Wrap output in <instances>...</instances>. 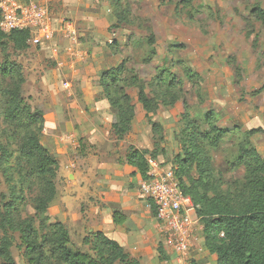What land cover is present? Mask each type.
I'll use <instances>...</instances> for the list:
<instances>
[{"label":"rangeland","instance_id":"rangeland-1","mask_svg":"<svg viewBox=\"0 0 264 264\" xmlns=\"http://www.w3.org/2000/svg\"><path fill=\"white\" fill-rule=\"evenodd\" d=\"M49 1L44 5L50 15L75 28L76 36L69 39L70 46L76 49L79 43L86 46L90 43L87 48L96 53L90 54L91 49L76 61L85 59L81 61L84 66L91 61L97 70L91 73V69L77 65L68 69L58 67L48 59V50L32 46L20 52L10 46L7 51L22 67L24 98L44 112L41 144L59 164L56 195L46 214L48 222L65 225L72 246L86 251L82 239L97 232L100 226L94 224H103L105 214L121 204L133 212L130 215L133 225L143 226L140 238L138 235L135 238L140 250L145 252L146 264H170L165 263L168 259H159V246L168 255L140 182L134 179L115 182L111 178L124 174L112 168L126 165L129 147L139 151L154 149L150 125L154 123L161 127L162 153L157 157L158 163L164 170L171 167L176 170V163L183 158L180 139L185 121H194L203 132H209L206 120L210 115L219 129L233 133H228L216 149L204 145L201 158L209 164L214 192L222 195L231 192V185L243 177V169L229 168L241 135L252 129H264V23L257 21L252 13L255 6L264 11V0H190L188 8L179 4L184 0H121L123 6H129L132 23H125L119 29L113 28L116 19L110 2L84 0V5L89 6L86 10L96 19L92 26L95 37L101 39L98 43L91 37V25H87L88 33L83 31L80 35L73 20L59 17L56 12L61 1ZM101 13L103 17H98ZM150 34L154 36L156 54L149 59ZM94 60L98 62L96 65ZM122 62L125 76L131 73L137 76L157 108L147 114L137 102L136 89H128L126 93L135 106V117L130 133L118 141L111 133L114 111L101 96L98 78L103 71L116 68ZM164 66L171 69L182 90L165 97L169 102L178 98L171 105H163L161 91L156 88L155 79ZM183 66L191 68L200 81H188L182 75ZM82 74L89 76L88 82H82ZM6 83L1 81L0 87L5 88ZM67 83L69 87L65 88ZM250 141L264 159V134L253 136ZM190 175L196 177L195 170ZM12 179L15 182L18 178ZM9 192V180L0 170V203L2 195L9 198ZM38 194L36 184L24 191L19 211L22 219H34L32 201ZM199 224L203 227L200 220ZM151 233H158L153 260L147 238ZM12 235L15 243L11 253L15 264H27L19 247V234ZM202 238L201 232L194 259L198 264H215L203 250Z\"/></svg>","mask_w":264,"mask_h":264},{"label":"trees","instance_id":"trees-1","mask_svg":"<svg viewBox=\"0 0 264 264\" xmlns=\"http://www.w3.org/2000/svg\"><path fill=\"white\" fill-rule=\"evenodd\" d=\"M105 1L110 2L114 10L116 24L113 28L119 29L125 23H132L129 6H123L121 0ZM179 4L188 8L191 1L184 0ZM252 13L257 21L264 23V11L259 6H255ZM28 39L27 31L8 35L0 32V82L7 81L5 88L0 87V170L9 180L10 191L9 198L2 195L0 203V264H15L11 253L15 243L12 234L15 233L19 234V247L27 264H140L138 258L102 232L84 237L82 245L87 250L81 251L72 246L65 225L48 222L46 214L56 195L55 179L59 164L41 144L44 112L32 107L24 98L22 67L7 52L10 46L17 52L27 49ZM147 45L150 59L156 54L152 34L147 39ZM181 69L188 81H200L191 68L183 66ZM170 70L164 66L155 79L163 105H171L178 99L175 97L169 102L166 96L182 92L180 82ZM125 71V63L122 62L116 68L103 71L98 78L101 96L114 111L111 133L118 141L130 133L135 117V106L126 93L128 89H136L137 102L147 114L157 108L153 99L148 98L144 83L132 73L125 76ZM206 123L209 132H203L194 121H185L180 139L183 158L174 169L182 194L192 200L203 225L204 249L215 256V264H264V159L250 141L253 136L264 134V129H252L241 135L235 159L229 162V168L232 171L243 169V177L231 185V192L222 195L214 192L209 180V164L201 158L205 153L202 147L218 148L231 131L219 129L210 115ZM150 125L155 139L154 149L139 151L129 147L125 159L132 170V177L139 175L142 181L149 178L147 160H157L162 153L161 127L154 123ZM193 170L196 177L190 175ZM14 177L18 179L12 182ZM35 184L39 194L32 201L34 219H22L19 211L24 191ZM146 201L155 216L152 201ZM111 220L115 226H121L127 218L115 211ZM157 253L160 260L168 259L161 246ZM191 264L198 263L193 260Z\"/></svg>","mask_w":264,"mask_h":264},{"label":"built area","instance_id":"built-area-1","mask_svg":"<svg viewBox=\"0 0 264 264\" xmlns=\"http://www.w3.org/2000/svg\"><path fill=\"white\" fill-rule=\"evenodd\" d=\"M27 31L28 45L48 50V59L61 67L59 58L66 53L63 39H75L73 24L52 17L46 6L36 0H3L0 3V32ZM68 83L65 88H68ZM158 160L148 159L149 178L140 180V189L152 201L156 222L168 255L165 263L191 264L198 251L196 242L203 231L192 200L182 194L174 168L161 167ZM204 243V239H200Z\"/></svg>","mask_w":264,"mask_h":264},{"label":"crops","instance_id":"crops-1","mask_svg":"<svg viewBox=\"0 0 264 264\" xmlns=\"http://www.w3.org/2000/svg\"><path fill=\"white\" fill-rule=\"evenodd\" d=\"M38 1V3L44 5L45 3H49V0H36ZM49 1V2H48ZM61 1V3L59 4V9L56 10V12H58L59 17H63V18H67L70 20L74 21V24H76L78 26L79 29V34L83 35V31L85 32H89L90 27L88 28L87 25H94L96 24V19L93 18L92 13H89L86 9L89 7L87 5H84L85 2L84 0H58ZM42 2V3H41ZM103 2H105V0H103ZM107 4V3H106ZM45 6V5H44ZM98 17H103V14H98ZM113 20V18H112ZM95 27L92 26L93 32L91 34V37H94L93 42H99L101 41V39H98L95 37ZM82 32V34H81ZM64 41H60V45L62 48L67 49L66 53L62 54L61 57L59 58V61L61 62V66H63V68L68 69L70 66H75L77 65V67H86L87 69H91V73H95V71L97 69L93 68V65L91 64V61H88V57H87V61L88 63L90 62V64L88 66H84L83 64H81V61H76L77 59H79V55L82 56L84 53L85 55L89 52V50H91L92 48H87V46L91 45L90 43L87 44L86 43H79L76 47V49L72 48L73 46H70L71 44L69 43L70 41L67 39H63ZM67 40V41H66ZM68 47V48H67ZM70 47V48H69ZM94 48V47H93ZM74 49V50H73ZM83 49V51L81 52V50ZM86 49V51L84 50ZM75 52V53H74ZM81 54H80V53ZM90 54H95L94 50L92 49V52ZM73 56V57H71ZM85 60V59H84ZM83 60V61H84ZM95 61V60H94ZM96 63H98L97 61H95V65ZM88 77L87 74H82L81 75V79L82 82H88ZM113 166V165H112ZM113 171L118 170V172H121L125 175L126 178H122V175H119L118 178H111L113 179V181L115 182H123V181H127V182H132V180L134 179L135 181H137V183L140 182V177L139 175H135L133 178L131 175L132 170L125 164L123 165H115L112 168ZM142 207V206H141ZM129 210V209H128ZM120 212L123 215L126 216L127 221L121 225V226H115L112 223L111 220V215L113 212ZM132 211H127L121 204H117L116 208L113 209L112 211H108L107 214H105L106 219L105 222L103 224L101 223H93L94 225H96L97 227L100 226V229H97V232H102L107 238L116 241L120 246H122L125 250H127L133 257L138 258L140 264H146L147 261L146 259V255L145 252H143L142 248L140 250V246H138L139 242L137 240L136 235L139 236V231L143 229V226H139V228H136L131 219H130V215H132ZM137 217V216H136ZM134 233V236H133ZM135 238V240H134ZM149 241L151 242V249L152 250L150 254L151 259L153 260L154 255L156 254V249L154 248L156 246V240H158V233L154 234L151 233L150 235H148ZM155 250V251H154ZM205 252L207 253L206 249ZM207 255H209L207 253ZM209 257L212 258V260L214 261V263H216V258L214 255H209ZM149 258V256H148ZM147 258V260H148ZM149 259V260H151ZM197 259V258H196ZM151 260V261H152ZM196 261V260H195Z\"/></svg>","mask_w":264,"mask_h":264}]
</instances>
